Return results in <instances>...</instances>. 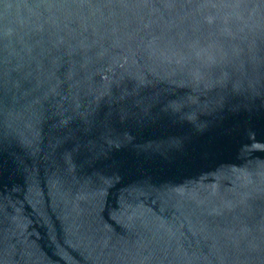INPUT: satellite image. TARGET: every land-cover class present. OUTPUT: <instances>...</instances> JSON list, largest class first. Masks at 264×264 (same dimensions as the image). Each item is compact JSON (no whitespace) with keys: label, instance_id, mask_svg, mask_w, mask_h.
<instances>
[{"label":"water","instance_id":"1","mask_svg":"<svg viewBox=\"0 0 264 264\" xmlns=\"http://www.w3.org/2000/svg\"><path fill=\"white\" fill-rule=\"evenodd\" d=\"M0 264H264V0H0Z\"/></svg>","mask_w":264,"mask_h":264}]
</instances>
